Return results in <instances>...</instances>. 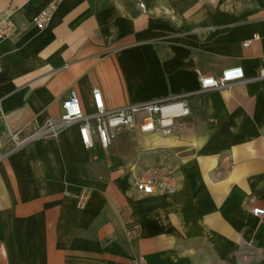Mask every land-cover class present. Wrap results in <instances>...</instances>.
I'll return each mask as SVG.
<instances>
[{"label":"crops","instance_id":"obj_1","mask_svg":"<svg viewBox=\"0 0 264 264\" xmlns=\"http://www.w3.org/2000/svg\"><path fill=\"white\" fill-rule=\"evenodd\" d=\"M7 11L0 264H264V0H0ZM231 67L245 79L194 95L171 135L123 127L89 151L74 123L17 146L62 116L71 90L87 111L94 89L113 109ZM147 180L151 194L137 190ZM127 219L141 225L134 244Z\"/></svg>","mask_w":264,"mask_h":264},{"label":"built area","instance_id":"obj_2","mask_svg":"<svg viewBox=\"0 0 264 264\" xmlns=\"http://www.w3.org/2000/svg\"><path fill=\"white\" fill-rule=\"evenodd\" d=\"M10 13V11L0 13V41L9 38L15 31ZM48 16V13H42L37 17L39 28L45 27ZM248 44L245 45L248 46ZM2 71L3 67L0 63V73ZM259 77H264V69H261ZM243 79H245V73L242 67H231L223 70L218 77H201V87L197 91L183 92L113 109L106 107L101 91L94 89L93 108L90 111L84 108L77 91L71 90L63 101L62 116L59 119H47L35 133L18 141L17 146L57 134L74 123L78 124L81 141L89 151L96 150L98 145L102 149H108L114 142L118 131L123 127L138 126L142 133L160 132L164 135H171L192 114L191 98L194 95L211 89L230 88ZM136 186L140 192L153 193L152 180L139 181ZM89 195V191H83L77 196L79 208L85 207ZM253 213L258 217L264 216V210L260 208L253 209ZM125 236L129 244H134L141 236V225L133 219L125 220ZM133 262L134 264H147L143 254L137 255Z\"/></svg>","mask_w":264,"mask_h":264}]
</instances>
